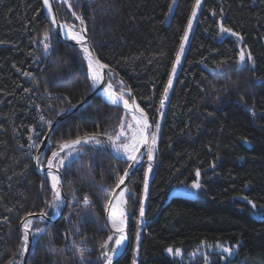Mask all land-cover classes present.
I'll list each match as a JSON object with an SVG mask.
<instances>
[{
  "label": "trees",
  "instance_id": "trees-1",
  "mask_svg": "<svg viewBox=\"0 0 264 264\" xmlns=\"http://www.w3.org/2000/svg\"><path fill=\"white\" fill-rule=\"evenodd\" d=\"M69 1L72 11L56 2L60 22L79 30L73 13L83 17L115 90L129 101L125 91L133 93L154 125L163 115L147 193L145 163L129 183L132 241L117 264L134 259L137 264H264V0L202 1L163 108L160 101L195 0ZM221 24L237 36L222 33ZM46 32L51 55L43 50ZM249 52L254 64L247 60ZM91 89L87 61L56 35L43 0H0V264L21 261L20 225L28 213L56 214L49 207L51 180L35 169L50 129L40 116L52 125L61 108L81 103ZM125 120L123 108L96 96L60 124L46 159L61 141L111 132ZM129 163L107 142L103 148L83 145L71 170H61L65 214L56 223L35 220L31 225L32 231H45L32 245L28 264H81L76 246L85 248L83 264H104L100 244L110 234L106 204L112 197L104 188L115 191ZM196 181L200 189L191 187ZM134 245L139 252L133 255ZM221 245L235 254L227 256ZM170 247L183 255H170Z\"/></svg>",
  "mask_w": 264,
  "mask_h": 264
},
{
  "label": "snow or ice",
  "instance_id": "snow-or-ice-1",
  "mask_svg": "<svg viewBox=\"0 0 264 264\" xmlns=\"http://www.w3.org/2000/svg\"><path fill=\"white\" fill-rule=\"evenodd\" d=\"M63 2H67V0H63ZM172 3L175 4L176 0H172ZM43 5L47 9L49 15H52L53 9L50 3V0H43ZM201 0H195V5L191 14V19L188 22L187 30L183 37V41L186 43L188 39V32L192 29V21L195 20L197 15V10L200 8ZM69 7L71 5L69 4ZM169 13H171V9H169ZM75 18L80 22V29L77 30L75 25H69L67 23L63 24L62 27L66 30L65 35L68 36L71 40L76 41L77 44L80 45V48L83 52V59L87 61V69L91 73V87L94 92L101 85L105 84V74L103 69L108 68L107 64H103L100 62L98 57H95L93 51L90 50V46L87 44L86 32L87 28L85 26V21L82 16L76 15L73 13ZM52 23L56 24L57 20L55 16H52ZM220 31L222 33H228L232 36H237V33L232 32L231 29L225 28L222 24L220 25ZM242 39V38H241ZM44 52L46 55H51V36L49 33L44 34ZM184 54V44L182 43L180 49L176 55L175 64L172 68L171 76L168 80V84L164 89L163 98L160 101L161 108L164 107L165 102L168 98L169 90L172 88L173 79L176 75L177 67L181 63V58ZM247 60L254 64L251 53H247ZM246 54L244 50H241L238 56V64L243 67L245 66ZM25 75H29L25 73ZM50 94V93H49ZM98 95H102L105 100L114 106H119L121 103L123 107L128 110L127 115H130L131 122L121 121L117 128H114L111 132L105 131L103 133H92L85 134L83 137L77 135L75 139H71L68 141H61L59 144V148L56 151L51 152L50 159H42L41 155H37L35 157L36 163L40 166V170L42 174L51 179V193H52V202L49 205L56 212H59L60 208L63 206L64 198L61 196V170L67 169L71 170V165L73 162L79 157L80 153L83 151V145L92 144L93 146H99L101 148L104 147L105 142L112 147L115 153L118 155H123L126 157L127 161L131 163L128 164V169L124 170L122 176L117 177L116 187L119 188L120 185L124 184L125 178L129 175V169H133L136 165L140 163L142 159V155L138 158L139 150L142 146L149 144V135L151 136V146L146 150L147 156L149 160L153 159V152L155 149V145L157 142V134L159 132V124H156L154 130L149 133V128L152 125L149 124L147 114L144 112V109L141 108L136 102L135 99L131 97V93L129 91L128 96L132 99V103H129V99L125 98L123 91L118 93L112 87L111 83H107L105 88L100 89ZM83 102V101H81ZM70 103V101H69ZM89 103H91L89 101ZM88 105H85L87 107ZM65 109L61 108L60 113L62 114ZM40 121L47 124L49 128H51V121L45 120L43 115L40 116ZM35 131V129H33ZM103 136L105 140L100 139ZM32 137H29L31 140ZM35 142L30 144L29 147H34ZM63 153V155H62ZM67 162V163H66ZM55 169V171H53ZM148 173L152 172L151 164L148 165L147 169ZM66 175V173H65ZM199 171L196 172V176L199 177ZM47 182V180L45 181ZM43 189V184L41 185ZM191 187L193 189H200L201 185L198 181L194 182ZM105 191H111V195L114 198L107 201L106 207L109 209V223L111 226L110 234L107 236V239L100 244V248L102 249L101 257L104 260V264H113V258L120 254L117 250L125 249V240L127 239L125 228H126V215L123 210V205L127 203L124 198L125 193L128 192V188L124 187L120 192L112 191L108 188H104ZM145 193H147V179H145ZM83 205L85 208H88L91 201L87 195L83 198ZM246 199V198H245ZM115 201V202H114ZM255 207V204H253ZM33 213H28V216H33ZM46 212L39 213V217L41 219L47 217ZM140 216H144V207L141 205L140 207ZM33 221L31 219L25 220L23 222V234H22V243L19 250V256L23 258L29 252V238L32 237V244L35 248L39 244V234L43 233L45 229L37 228L35 231L31 230V225ZM115 237V239H114ZM112 244L113 247L109 248V244ZM137 243H139V233H137ZM72 246H76L75 241H72ZM78 247L79 252V260L81 264L84 262L85 258V248ZM223 253H226L227 256L231 257L235 254L234 248L232 247H224L220 246ZM238 248V245L236 246ZM51 251H55L54 248H50ZM170 255L174 254L175 256H182L183 253L181 250L176 249L174 251L173 248H168L166 250ZM139 252V247H137V254ZM19 264H26V262L21 259ZM133 264H137L136 260H133Z\"/></svg>",
  "mask_w": 264,
  "mask_h": 264
},
{
  "label": "water",
  "instance_id": "water-1",
  "mask_svg": "<svg viewBox=\"0 0 264 264\" xmlns=\"http://www.w3.org/2000/svg\"><path fill=\"white\" fill-rule=\"evenodd\" d=\"M57 1L63 3V0H50V3L52 5V9H53L52 15H49V13L47 12V9L45 8L46 9V12H47L48 19H49V21H50V23H51V25L53 27V30H54V32L56 33V35L59 37V39L61 41H64V42L68 43L69 45L75 47L76 49H78L81 52L82 55H84L83 52H82V49L80 48V45L77 44L76 41L71 40L68 36H66L63 33V27H62L63 24L60 22L59 15H58L57 8H56V2ZM64 3H66L68 7H69V4L71 5V3H70L69 0H67V2H64ZM69 9L72 11V7H69ZM52 16H55V18L57 20V23L56 24H53L52 23ZM80 27H81V25H80V22H79V28ZM86 37H87V44L90 46V50L93 51V54H94L95 57H98L99 58V56L97 55V53L95 52V50L93 49V47L91 45L90 37H89V33L88 32H86ZM99 60H100V58H99ZM100 62L103 63L101 60H100ZM103 72L105 74V80H106L105 84L101 85L100 88H98L96 90V92H94L93 89H92L91 92L85 97V99L83 100V102H81V103H79V104H77L75 106H70L62 114L60 113L57 116L56 120L53 122V124L51 125V128L48 130V133L46 134L45 138L43 139V141H42V143H41V145H40V147H39V149L37 151L36 156L37 155H41V158L45 160L46 155H47V149L50 146V141H51V139H52L55 131L60 126V124L65 119H67L69 116H71L72 114L76 113L77 111H79L81 109L86 108L85 105H89L90 104L89 101L92 102V100L96 96L102 97V95H98V93L100 92V89L104 88L107 85V83H111L110 80H109V74H110L109 67L106 68V69H103ZM128 93L129 92H127V94ZM131 97L134 98L135 99V102L139 105V103L137 102V100H136L135 96L133 95V93H131ZM108 104L111 105L110 103H108ZM118 107L124 108L122 105H119ZM147 117H148L149 124L152 125V127L149 128V130H148V132L151 133L153 131V123H152V120H151V118L149 117L148 114H147ZM150 144H151V136L149 135V144H146V145L142 146L140 148V150H139L138 158L142 155V159L140 160V163L138 165H136L133 169H129L128 170L129 171V175L125 178L124 184L123 185H120L119 188L116 187L115 192H120L121 189H123L124 187H127V188L129 187V183H130V180H131L134 172L141 165H143L144 162H145V160H146V156H147V151L146 150L150 147ZM35 169H36L37 172H39L41 175H43L42 172H41V170H40V166H38L37 163H36V160H35ZM53 171H55V169ZM63 184H64V175L61 172V185H60V187H61V196H62V198H64V203H63V206L60 208L59 212H56V214L54 215V217H48L47 216V217L41 219L39 217V214H34L33 216H31V217L27 216L26 218L27 219H31L32 221L42 220V221L47 222V223H50V224L58 222L60 220V218L65 214V210H66L67 202H68L67 201V197H66L65 192H64ZM111 199L114 200L113 197H111ZM109 213H110L109 212V209L107 208V213H106L107 225L111 229V226H110V223H109V220H108ZM26 218L23 219V221L21 222V225H20L22 231L24 230L23 229V222H25ZM125 232H126V236H127V239L125 241V249L122 250V251L119 250L120 254L118 256H115L114 257L113 264H117L120 260H122L126 256V254L128 253V251H129V249L131 247V241H132V239H131V236L129 234V231H128L127 227L125 228ZM29 240H30V242H29V252L23 257V260L26 262V264H28L29 256H30V252H31V248H32V245H33L32 244V237L31 236H30Z\"/></svg>",
  "mask_w": 264,
  "mask_h": 264
},
{
  "label": "rangeland",
  "instance_id": "rangeland-1",
  "mask_svg": "<svg viewBox=\"0 0 264 264\" xmlns=\"http://www.w3.org/2000/svg\"><path fill=\"white\" fill-rule=\"evenodd\" d=\"M202 1L203 0H201V5H200V8L197 10V15H196V18H195V20H193L192 21V29H191V31L190 32H188V39H187V42L185 43L184 42V50H186V48H187V46L189 45V43H190V40H191V38H192V35H193V33H194V30H195V26H196V24H197V21H198V16H199V12H200V9H201V7H202ZM64 3V2H63ZM75 17V16H74ZM63 24V23H62ZM78 24H79V20H78ZM80 29V28H79ZM88 32V31H87ZM90 37V36H89ZM44 43H45V41H44ZM51 49V48H50ZM78 50V49H77ZM83 56V55H82ZM92 90V89H91ZM91 92V91H90ZM89 92V93H90ZM125 93L127 94V92L125 91ZM124 94V93H123ZM125 95V94H124ZM131 100V99H130ZM129 102H131L132 103V100L131 101H129ZM122 108V107H121ZM68 109V108H67ZM124 109V108H123ZM66 110V109H65ZM125 110V109H124ZM126 111V110H125ZM126 113H128L127 111H126ZM129 116V121H127V120H125L124 122H131V117H130V115H128ZM157 124H159V132H158V134H157V142H156V145H155V149H154V152H153V159L152 160H149L148 159V156H146V160H145V165H146V177H147V188H148V186H149V180H150V176H151V173H148V171H147V169H148V165L150 164V161H153L154 159H155V156H156V152H157V147H158V140H159V136H160V132H161V128H162V125H163V115L162 114H160V116H159V118H158V122H157ZM154 127H155V125H154V123H153V130H154ZM51 142V141H50ZM51 144V143H50ZM150 146H151V144H150ZM114 151V150H113ZM115 153V152H114ZM119 158H122V159H125L126 160V157L125 156H123V155H118L117 153H115ZM47 156V155H46ZM46 159V158H45ZM142 166V165H141ZM140 166V167H141ZM152 166V165H151ZM62 172V171H61ZM50 178V177H49ZM51 180V179H50ZM63 187H64V184H63ZM129 188V187H128ZM128 192H129V189H128ZM193 193V192H192ZM192 195V197H197V194H195V193H193V194H191ZM126 227H127V211H126ZM139 218V220L140 221H138L137 220V223H138V225L139 224H141V222H142V220H141V217H138ZM137 247H138V245H134V251H133V255H134V252H135V250H137ZM23 259V258H22ZM29 262V261H28Z\"/></svg>",
  "mask_w": 264,
  "mask_h": 264
},
{
  "label": "bare ground",
  "instance_id": "bare-ground-1",
  "mask_svg": "<svg viewBox=\"0 0 264 264\" xmlns=\"http://www.w3.org/2000/svg\"><path fill=\"white\" fill-rule=\"evenodd\" d=\"M65 32H66V30L63 28V33L65 34ZM107 86V85H106ZM105 86V87H106ZM104 87V88H105ZM113 87V86H112ZM113 89L115 90V88L113 87ZM116 91V90H115ZM103 97V96H102ZM103 99L105 100V98L103 97ZM106 101V100H105ZM130 104H131V102H129ZM120 105H122L123 106V104L121 103ZM127 110V109H126ZM127 112H128V110H127ZM127 193V192H126ZM126 193H125V196H124V198L126 199V201H127V196H126ZM115 202V201H114ZM126 205H127V203L125 204V205H123V210H124V212H125V214H126ZM109 215H110V213H109ZM126 241V240H125ZM125 243V242H124ZM117 251H119V250H117ZM114 259V258H113Z\"/></svg>",
  "mask_w": 264,
  "mask_h": 264
},
{
  "label": "built area",
  "instance_id": "built-area-1",
  "mask_svg": "<svg viewBox=\"0 0 264 264\" xmlns=\"http://www.w3.org/2000/svg\"><path fill=\"white\" fill-rule=\"evenodd\" d=\"M139 217H140V216H139ZM137 220L140 221L139 218H138Z\"/></svg>",
  "mask_w": 264,
  "mask_h": 264
}]
</instances>
